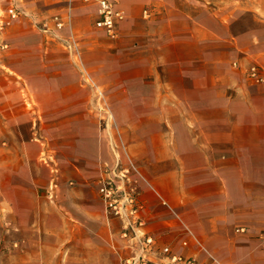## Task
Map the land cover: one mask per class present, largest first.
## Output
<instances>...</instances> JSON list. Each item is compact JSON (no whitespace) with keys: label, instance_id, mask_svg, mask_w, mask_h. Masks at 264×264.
Returning <instances> with one entry per match:
<instances>
[{"label":"crops","instance_id":"1","mask_svg":"<svg viewBox=\"0 0 264 264\" xmlns=\"http://www.w3.org/2000/svg\"><path fill=\"white\" fill-rule=\"evenodd\" d=\"M16 5L8 20L10 1L0 0V264H120L135 250L98 192L115 158H59L45 142L44 158L21 155L30 112L20 85L43 116L83 115L96 94L82 69L113 112L129 116V151L145 181L132 175L125 186L154 238L153 262L210 254L264 264V82L247 73L256 65L264 74V0H118L115 37L95 26L94 1ZM71 33L80 60L64 41Z\"/></svg>","mask_w":264,"mask_h":264},{"label":"rangeland","instance_id":"2","mask_svg":"<svg viewBox=\"0 0 264 264\" xmlns=\"http://www.w3.org/2000/svg\"><path fill=\"white\" fill-rule=\"evenodd\" d=\"M229 2L235 4L236 0H207V5L215 8ZM93 82L94 88L83 81L91 92L96 94L95 90H99L101 95L96 94L92 108L83 115L43 116L37 111L36 100L28 86L20 85L21 100L30 112V125H21L19 131L21 155L34 154L35 158H44L45 154H41L39 147L45 142L59 158H75V155L85 158H133L128 145L130 134L126 130L129 116L115 114L102 86ZM146 183L151 189L148 180ZM6 234L12 238L10 231Z\"/></svg>","mask_w":264,"mask_h":264},{"label":"built area","instance_id":"3","mask_svg":"<svg viewBox=\"0 0 264 264\" xmlns=\"http://www.w3.org/2000/svg\"><path fill=\"white\" fill-rule=\"evenodd\" d=\"M10 6L7 8L8 20L16 18L20 9L17 7V0H9ZM94 1L98 5V18L95 20V26L106 31L110 37L116 36V22L123 19V11L117 9L115 4L118 0H85ZM7 20V21H8ZM56 26L61 28L64 25V21L56 18ZM76 36L70 34L65 39L66 45L75 47V55L80 60L79 52L76 48ZM84 83L90 85L92 88L96 87L91 76L82 69ZM249 77L255 82H264V74L260 72L256 65H252L247 69ZM95 93L99 96L101 92L95 90ZM134 175L137 178H143L137 166L134 164L131 158H126V163H122L121 158H115L113 169L109 170L107 167L101 173L98 182V192L102 198L105 210L112 216L117 217L122 224L120 236L123 239L130 240L135 246L134 252L123 258L120 264H155L151 258L149 252L152 250L154 244V238L150 234H147L142 230L144 220L140 216V203L137 201L136 191L134 188H127L125 181H132L131 176ZM161 203L167 207V209L175 214L172 206L157 194ZM183 231L189 238L194 240L201 248V244L195 237L192 230L184 223H182ZM238 230H243L239 228ZM261 246L264 248V231L261 232ZM182 244L187 245V239L182 241ZM164 253H169L170 248L164 246L162 248ZM207 254V253H206ZM173 261L182 260L181 256H172ZM186 264H224L216 259L214 256L207 254L206 259L198 262L195 258H188L185 260ZM250 264V263H249Z\"/></svg>","mask_w":264,"mask_h":264}]
</instances>
